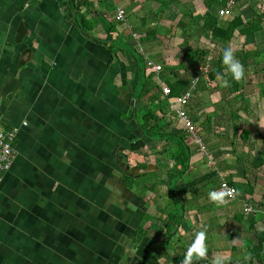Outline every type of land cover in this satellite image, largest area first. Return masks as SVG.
<instances>
[{
  "label": "crops",
  "instance_id": "obj_1",
  "mask_svg": "<svg viewBox=\"0 0 264 264\" xmlns=\"http://www.w3.org/2000/svg\"><path fill=\"white\" fill-rule=\"evenodd\" d=\"M253 4L263 15L264 0H245L234 5L229 19L256 17ZM119 10L122 21L116 19ZM219 10L212 12L223 19ZM205 12L203 0H0V130L19 127L15 158L0 182V264L182 260L192 241L187 248L175 246V258L163 248L166 227L158 214L170 212L155 201L167 196L165 173L162 183L155 176L156 162L164 160L156 155L162 144L143 136L139 125L147 109L167 98L174 119L165 121L184 129L161 89L134 97L139 56L145 65L150 60L164 69L162 75L147 69L156 86L163 78L190 79L193 99L184 109L202 132L206 154L193 142L185 182L217 173L206 186L178 192L184 199L189 192L204 197L203 206L187 208L179 234L206 230L209 262L220 252L213 243L223 228L243 229L235 244L231 231L223 233L224 253L231 250L243 261L257 244L253 232L264 233V219L260 212L244 214L243 207L264 206V18L259 32L231 41L242 63V50L258 53L255 67L246 60L258 74L244 78L241 92L228 94L222 81L203 77L199 69L206 63L183 58L189 49L204 50L205 40L219 44L202 29ZM106 22L114 25V41L107 40ZM173 53L182 58L172 62ZM168 67L176 73H166ZM227 179L240 183L237 195L221 207L207 202L210 191L220 190L214 183Z\"/></svg>",
  "mask_w": 264,
  "mask_h": 264
},
{
  "label": "trees",
  "instance_id": "obj_2",
  "mask_svg": "<svg viewBox=\"0 0 264 264\" xmlns=\"http://www.w3.org/2000/svg\"><path fill=\"white\" fill-rule=\"evenodd\" d=\"M227 1L228 0H203V5L206 12L203 15L202 29L204 30L205 35L211 41L222 43L224 45L230 43L236 34L238 36L245 37L251 34L254 35V33L259 32L261 30V24L263 22L262 18H264V14H258V12L256 14V17L248 21H245L243 19L242 14H238L230 18L228 22L223 23L221 19L216 15V13L212 12V10H219L221 8H225ZM242 1L245 0H234V3L237 4ZM105 24L109 25L106 28L108 34L107 40L114 41L111 35L112 32H114V30H111L114 28V25L111 26V23L107 22L104 23V25ZM126 50L130 51V49H128L127 47ZM245 51L246 50H242L240 53V56L245 62L242 63V61H240V63L243 64L245 69V77L249 76L250 73H252L253 75H257L258 73H256V71L252 69L253 67L251 68L252 71H250V68L247 66L246 60L252 59V61H254L253 66L255 67L257 65L256 58H258V53H249ZM222 55H219L215 59L214 68L208 70L204 76L207 78L208 81H216L217 73L223 74L225 78L229 80L230 83V86L226 87V92L228 94H238V92H241V85L244 79L240 82L232 80L231 76L228 75L225 71V66L222 63ZM207 56L208 51L198 49H189L186 55L183 54V58L185 60L193 61L196 59L201 63L205 62ZM138 62L139 70L137 74L133 75V80L135 81L136 85H134L136 87L134 97L137 98V100H142V98L147 95L150 88H153L156 90V92L161 93L159 86H156V83L153 82V74L146 73L147 69L150 68L146 67L145 63L143 62L140 56L138 57ZM162 81L164 82L165 86L170 90V95L167 96L168 99H176L183 93L185 89L191 87L189 78H179L171 81H167L163 78ZM260 92V95L264 100V90H261ZM154 97L156 98V95ZM149 98H152V95ZM156 112H159V115H157ZM169 112L170 111L167 105V98H165L161 100L159 105L155 106V109L150 108L145 111V115L141 118L139 125L143 136L151 140L158 141L162 144L161 148L158 150L156 155L158 156V159L163 158L164 160H166V163H158L157 161L156 166L158 169H161V167H165L167 197L170 202H172V204H177L176 209L174 211H171L167 215L159 214L160 216L158 217V219H161L160 221L162 222V226L166 227L164 234V237L167 238L166 244L176 234H178L177 236L179 238L180 236L184 235L193 236L197 232L195 230L189 229L187 233L179 234L180 226L183 222H185V209L180 204L181 201L177 199L176 193L181 192L184 194L187 191L195 189V187L199 185L206 186L208 182L215 179L217 176V173L214 171L185 182V177L187 178L186 175L189 174L190 171H192L191 157L194 151L193 144L195 142L192 141L193 139H190V136L188 134H186L185 132H181L180 128L177 129L173 121H165L166 116L172 118L170 120L174 119V115H171ZM233 118L234 120L236 119L235 117ZM258 162L259 163H256L253 167L258 168L261 164V160H259ZM144 167L146 166H141V168ZM224 181L229 186H232L235 189L240 188V183H237L230 179ZM220 183L221 181L219 180L218 182L214 183V186L220 189ZM153 188L154 186H150L148 189L152 192ZM207 202L210 201L208 200ZM259 207L261 209L264 208V206ZM179 209L183 211V214L179 215ZM250 227L254 228V225H250ZM253 233L257 238V244L253 246L250 250L253 255V261H248V264H264V233L260 231H254ZM166 244L163 245V248H165ZM181 258H183V256H181ZM177 260L180 261L179 259ZM199 264H208V262L207 260H204L199 262Z\"/></svg>",
  "mask_w": 264,
  "mask_h": 264
},
{
  "label": "rangeland",
  "instance_id": "obj_3",
  "mask_svg": "<svg viewBox=\"0 0 264 264\" xmlns=\"http://www.w3.org/2000/svg\"><path fill=\"white\" fill-rule=\"evenodd\" d=\"M263 1V0H262ZM253 6H256L255 4H253L251 7L252 8H250V10H254V11H257V12H260L261 10L259 9L258 10V8L257 9H255ZM248 9V7H246L245 8V10H247ZM232 12H235L236 13V8L232 11ZM229 19V16H227V17H224L223 19H221V20H223V21H226V20H228ZM257 41H260V40H262V39H256ZM231 43L232 42H230V43H227V44H222V43H219L218 45H217V47L215 48L214 47V45L213 44H210V43H208V41H203V43H202V45H201V49L203 48L204 50H206V51H208V56L206 57V60H205V62H203V64L204 63H206V64H204L205 66L203 67V73H205V72H207L208 70H211V69H213L214 68V63H215V59L219 56V55H222L223 54V50L226 48V47H231L233 50H234V48H235V45H234V43H232V46H230L231 45ZM181 53H173V54H171V58H172V62H177V61H179L182 57H181V55H180ZM180 56V58L178 59V57ZM178 59V60H177ZM238 59V58H237ZM239 60V59H238ZM181 62H182V60H181ZM162 65H163V63H161ZM173 64V63H172ZM163 68H164V65H163ZM168 68H170V69H168ZM167 69H165V72L166 73H171V71L175 74L176 73V71H175V69H174V67H168ZM151 69V68H150ZM190 69V70H189ZM195 70L197 69V68H194ZM152 70V69H151ZM151 70H148L149 72L151 71ZM164 69H162L161 70V75H162V73H164V71H163ZM170 70V71H169ZM186 70V69H185ZM153 71V70H152ZM201 71V70H200ZM189 72H190V74H189ZM148 73V72H147ZM185 73H188L189 75H191L192 73H193V69H191V68H188V70L185 72ZM181 75H182V72L180 73ZM206 74V73H205ZM172 75V74H171ZM184 75V74H183ZM203 75V74H202ZM202 75H200V77H202ZM203 77H205V76H203ZM259 77H264V71L262 72V74H261V76H259ZM206 78V77H205ZM199 81H200V79H199ZM197 88V87H196ZM261 93V92H260ZM193 98H191V100H192ZM190 100V101H191ZM187 108H185V110H186ZM193 123V122H192ZM194 124V123H193ZM183 127V126H182ZM197 133H198V135L203 139V135H202V132L200 131H197ZM204 141V140H203ZM194 145H196L197 146V144L195 143ZM194 145H193V149H195V147H194ZM138 152L140 153L141 151H139L138 150ZM206 160V159H205ZM161 163H166V161L165 160H161ZM153 169V168H152ZM165 167H161V169L160 170H158L157 172L156 171H154V172H156V174H155V176L157 175V177H159L158 178V182H160V183H162L163 181H164V173H165ZM152 177V176H151ZM146 179H148L146 176L144 177V178H140L137 182L140 184V185H142L143 183H145L146 182ZM190 194H189V196L190 197H188V198H180V194H178L177 193V199L179 200V201H181L180 202V204L182 205V207L185 209V212H187V208H194V207H196V206H198L199 204H202V206L204 205V202H203V200H204V197H202L201 195H199V194H193V192H189ZM155 201H156V204L157 203H159V205H160V207L161 206H166V208H167V210L169 211V212H171V211H174L175 209H176V206H177V204H172V202H170V200L168 199V197L167 196H165V197H162L161 199H159V201H158V199L156 198L155 199ZM178 213H179V215H181V214H183V211L181 210V209H179L178 210ZM159 215V214H158ZM209 215L210 214H208L207 213V216L209 217ZM210 218V217H209ZM214 223V222H213ZM215 224V223H214ZM228 223H225L224 225H227ZM211 227H214L215 228V226L214 225H212ZM229 231H231L230 233H232V235H233V238H237V237H241L242 235H243V229H238V231L237 230H235V229H231V228H227ZM227 229H224L223 228V233H225V231H227ZM223 233H222V235H221V237L220 236H218L217 238H215L217 241L216 242H214L213 243V245H215V248L217 249V250H219L220 249V252L219 253H223V254H225V256H226V260H227V264H247V263H245L244 261V257H243V261H242V259H239V257L237 256V255H232L231 256V254H232V252H231V250H226L225 251V253L223 252V249H224V247L226 246V244H228V242H226L223 238H222V236H223ZM220 234H221V232H220ZM230 237V236H229ZM195 238V235H193V236H188V235H184L183 236V240H181V243L179 242V243H177L176 242V238H171L170 240H169V242L166 244V246H165V253L166 252H168V256L170 257V256H172L173 258H175V256H176V254L173 252L174 251V249H175V246H177V247H186L187 248V246H186V244L185 243H187V242H190V241H193V239ZM166 239V238H165ZM164 239V240H165ZM184 240H185V242H184ZM168 257V258H169ZM240 257H242V256H240ZM208 262V264H211V262H209V261H207ZM177 264H180V262H178Z\"/></svg>",
  "mask_w": 264,
  "mask_h": 264
},
{
  "label": "built area",
  "instance_id": "obj_4",
  "mask_svg": "<svg viewBox=\"0 0 264 264\" xmlns=\"http://www.w3.org/2000/svg\"><path fill=\"white\" fill-rule=\"evenodd\" d=\"M234 5H235L234 0H228L226 7L221 8L218 11V15L221 17L231 15V9L234 7ZM123 18H124V12L122 10H119L116 15V19L122 21ZM146 66L147 68L153 69V71L156 73L158 72L160 73L162 69L160 65H157L150 60H147ZM200 70L203 71L202 68H200ZM198 79L199 76L197 75L193 79V82L196 83ZM158 86L159 89H161L164 96L170 95V90L165 86V84L159 82ZM190 98H191V92L187 89L176 99L169 100V104L173 109V111L176 113L177 118L181 121L184 132L188 134L197 144L199 152L202 154H206V148L202 142V139L198 135L195 126L193 125L192 121L189 119L184 109ZM26 125L27 123L23 122L20 125V127H25ZM18 132H19V127H13L8 130H0V182H1V175L9 170L15 158L16 150L14 147L15 145L14 142ZM224 186H226L228 189H235L232 186H229L224 180H221L220 189ZM256 212H260L262 218L264 219V208L260 209L259 211H256L249 205H244L243 207V213L246 215H250V214L252 215L255 214Z\"/></svg>",
  "mask_w": 264,
  "mask_h": 264
},
{
  "label": "clouds",
  "instance_id": "obj_5",
  "mask_svg": "<svg viewBox=\"0 0 264 264\" xmlns=\"http://www.w3.org/2000/svg\"><path fill=\"white\" fill-rule=\"evenodd\" d=\"M222 63L225 66V71L231 76L232 80L240 82L245 77V69L242 63L236 58L234 50L231 47H226L223 50ZM217 79L222 81L223 87H229V80L221 73H217ZM195 81V80H194ZM237 195L235 189H228L226 186L220 190H212L208 193V199L217 207L224 206L229 203ZM207 231L201 230L195 234V238L188 246L180 264H199V262L208 259L207 246ZM240 240L235 239L232 242L238 243ZM245 261H253L251 252H246L244 255ZM211 264H227L226 256L223 253H217L211 260Z\"/></svg>",
  "mask_w": 264,
  "mask_h": 264
},
{
  "label": "water",
  "instance_id": "obj_6",
  "mask_svg": "<svg viewBox=\"0 0 264 264\" xmlns=\"http://www.w3.org/2000/svg\"><path fill=\"white\" fill-rule=\"evenodd\" d=\"M17 34H18V35L16 36V39L19 40V39H20V31H19V30L17 31ZM127 171H128V170H127ZM130 171H132V170H130Z\"/></svg>",
  "mask_w": 264,
  "mask_h": 264
},
{
  "label": "bare ground",
  "instance_id": "obj_7",
  "mask_svg": "<svg viewBox=\"0 0 264 264\" xmlns=\"http://www.w3.org/2000/svg\"><path fill=\"white\" fill-rule=\"evenodd\" d=\"M202 69H203V68H202ZM199 70H200V69H199ZM199 70H198V71H199ZM201 73H202V72H201Z\"/></svg>",
  "mask_w": 264,
  "mask_h": 264
}]
</instances>
